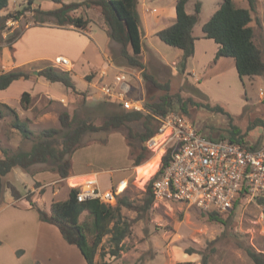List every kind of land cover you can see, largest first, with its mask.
Returning <instances> with one entry per match:
<instances>
[{
  "label": "rangeland",
  "instance_id": "obj_1",
  "mask_svg": "<svg viewBox=\"0 0 264 264\" xmlns=\"http://www.w3.org/2000/svg\"><path fill=\"white\" fill-rule=\"evenodd\" d=\"M142 1L139 0L138 12ZM146 1L151 7L150 11L154 12V6L159 8L170 5L175 0ZM197 1L199 0H189V13L194 11ZM200 1V20L195 25L197 34L202 33L203 23L212 16L221 2ZM234 1L238 6L249 7L248 0ZM52 5L55 6L52 0H35L30 6L27 0H10L8 9L0 12V47L3 49L7 46L3 55L0 53V71L5 70L6 66L9 67L13 61L34 62L21 67L30 74V78L15 82L11 89L5 92L6 100H11L12 107L19 108L21 117L23 114L24 118L30 119V127L35 132L50 127L60 128V114L63 110L68 111L74 120L86 118L101 125L108 113L121 109L118 104L107 101L109 98L103 94L101 88L103 82H114L112 79L117 71H112L108 79L97 78L98 81L93 85L88 81L90 78L85 79L82 76V71L85 72L90 66H96L98 70L104 66V52L109 54L121 70V63L124 64L120 60L122 46L118 42L113 44L112 38L95 24L93 27L96 32L91 36L98 43L93 40V44L88 43L84 54L78 52L75 37L81 35L80 33L51 26L54 24L52 21H35L36 8L46 9ZM18 11L23 13L19 14ZM10 14L13 16L6 18ZM252 14L254 19L251 25L255 26V41L262 49L264 58V0H257L256 10ZM38 16L43 17L40 14ZM141 34L144 45L141 59L144 67H130L135 69V74L142 77L140 90H143L145 95V105L158 102L168 94L173 106L170 110L186 113L205 134L215 137L229 136L230 131L237 127L245 134L249 143L264 142V126L257 125L260 120H264V74L240 78L234 67L223 62L227 61L225 59H229L228 57H221L220 62L216 64L212 62L206 65L210 60V42L204 46L207 52L203 59L200 62L195 60L191 64V74H187L186 70L180 72L177 59L181 53L180 49L166 44L158 36L149 37L144 20ZM150 49H157L165 56L164 63L167 66L157 61L155 53ZM57 56L70 58L78 67L73 74L76 90L67 88L61 82H50L39 74L45 65L68 70L55 64L54 58ZM84 58L89 59L90 66ZM175 69L177 73H174ZM151 79H156L162 85L168 84L169 88L157 86ZM128 82L131 83L129 79ZM21 90L31 94V103L27 109L21 105L22 94L18 96ZM217 106H222L232 116L229 117L217 109ZM0 109L4 112V117L0 118V157L3 155V148L22 147L29 150L34 142L33 138H23L21 133L10 125L13 116L1 105ZM128 128L133 132L141 131L143 125L141 121H135L130 123L129 127L118 130L87 132L82 138V147L73 155V164L78 171L102 172L100 181L104 187L111 185L118 188L124 181V186H120L124 188L121 189L120 196L129 197L140 209L138 212L134 209H123V213L132 221L131 233L123 241L120 256L114 258L107 254L106 260L110 264H202L203 255H207L208 264H255L246 247L264 255V205L260 201L261 198L240 200L234 209L222 213L224 222L212 220L208 213L195 206L175 201L155 200L149 208H140L147 197V186L159 171L164 155L162 156L163 151L157 145L149 146V141L141 143L139 139L131 137L138 150H142L145 145L147 154L140 165L134 166L125 137ZM51 168L50 163H39L31 166L29 170L17 167L13 176L6 178L5 182H14L26 199L29 196L33 200L30 186L39 187L41 184L35 180L33 174L40 170L50 171ZM112 175L114 181L111 182ZM81 180L83 179H80V182ZM63 185L64 183L59 184L60 192L57 198L64 199L67 196V189ZM48 191L49 194L44 197L47 203L39 202L38 206L42 209H45L51 200L52 193L50 189ZM12 202H15V198L10 189H7L0 206L9 204V209L0 214V223L3 221L5 224L6 219L9 221L4 225L7 229L0 237V245L3 244L8 252L10 247L23 242L22 229L32 226L33 219L39 217L37 208L20 209L11 206ZM15 203L29 205L27 200L21 203L19 199ZM81 218L89 220L86 213ZM109 248L110 243L106 237L100 249L106 252Z\"/></svg>",
  "mask_w": 264,
  "mask_h": 264
},
{
  "label": "trees",
  "instance_id": "obj_2",
  "mask_svg": "<svg viewBox=\"0 0 264 264\" xmlns=\"http://www.w3.org/2000/svg\"><path fill=\"white\" fill-rule=\"evenodd\" d=\"M52 1L55 4L53 8H36L34 10L37 13L35 15L36 22L52 21L59 27L74 25L86 29L91 23V19L83 15H75L74 12L84 5H97L108 25L109 36L122 46L120 60L131 67H144L141 59L143 53L141 19L137 8L139 0H83L70 3H66L65 0ZM9 2L10 0H0V12L8 9ZM34 2L35 0H27L29 6ZM188 2L189 0H176L177 16L175 22L157 33L163 42L182 50L183 54L179 61L180 72L186 70L188 59L195 54L196 37L193 31L200 20L202 10V2L199 0L195 2L194 11L189 13L187 11ZM248 3L249 7H241L234 0H221L216 11L202 26L204 36L214 39L219 44L215 59L220 57L234 58L240 78L264 74L263 51L255 41V28L251 25L254 19L252 13L256 10L257 0H248ZM18 12L19 14L23 13L22 11ZM38 14L43 15V17H39ZM9 16L13 15L10 14L6 18ZM129 46H131V50ZM1 52L2 47H0ZM39 74L50 82H61L67 88L76 90L72 70L45 65ZM21 78H30V74L21 67L1 72L0 91L7 89L14 81ZM87 78L91 79L92 77L89 75ZM151 80L157 86L169 88L168 84L162 85L156 79ZM170 99V96L166 94L160 101L147 104V111L126 109L121 102L108 99L107 101L118 104L117 106H120L121 109L108 113L101 125L86 118L74 120L68 111L63 110L60 114V128L50 127L38 132L31 129L29 118H22L15 107L0 102V105L13 116L11 127L18 130L23 138H33L34 140L29 150L22 147L2 149L3 155L0 157V204L7 189H10L15 199L22 197L14 182H5V179L13 173L14 168L20 167L23 170H29L35 164L50 163L52 167L50 171L57 173L61 178L69 177L73 169V155L82 147V138L87 132L118 130L129 127L132 122L141 121L143 125L141 131L133 132L128 128V134L125 136L130 147L133 165H140L147 157L146 147L143 146L144 151L140 148L138 150L131 137L139 139L141 143L149 141L157 132L158 124L155 115L171 111L173 106ZM30 103L31 94L24 91L21 96V105L27 109ZM216 108L225 112L229 117L232 116L222 106ZM180 113L187 116L186 113ZM1 117H4V112L0 109ZM258 124L264 126V120H260ZM197 130L211 139H227L231 142L248 145L253 149L261 145L249 143L245 134L237 127L230 131L229 136L221 135L220 137L205 134L198 127ZM169 159L170 152L163 156L162 165L148 184L147 197L144 205L140 208L147 209L155 202L152 190L153 182L168 165ZM79 191L80 187L71 188L68 197L64 200L53 201L49 211L39 207L29 196H27V200L33 208H37L40 220L56 225L63 238L81 250L88 264H110L105 258L106 255L110 254L114 258H118L121 254L123 241L130 235L132 229V221L123 213V209H134L137 212L140 209L127 196H119L115 205L103 203L98 199L79 201L77 199ZM260 198L264 205V197ZM239 201L240 199L234 207L238 205ZM84 213L87 214L89 220H82L81 216ZM208 215L212 220L224 222L221 217L222 213L209 212ZM106 237L110 243V248L108 251L102 252L100 246ZM246 251L255 264H264L262 253L256 252L250 247H246ZM22 252L23 250L17 251L19 255ZM208 262V256L203 255L202 264H208Z\"/></svg>",
  "mask_w": 264,
  "mask_h": 264
},
{
  "label": "built area",
  "instance_id": "obj_3",
  "mask_svg": "<svg viewBox=\"0 0 264 264\" xmlns=\"http://www.w3.org/2000/svg\"><path fill=\"white\" fill-rule=\"evenodd\" d=\"M54 62L72 67L64 56H57ZM132 73L119 70L114 83H103L102 92L126 109L147 111L144 100L129 98L128 75ZM155 118L157 132L148 145L160 147L162 156L170 152L168 165L153 182L155 200L188 204L206 213H226L239 199L264 197V142L253 149L227 139H211L197 130L191 118L176 111ZM120 192V186L102 189L89 182L80 187L77 199L115 205Z\"/></svg>",
  "mask_w": 264,
  "mask_h": 264
},
{
  "label": "crops",
  "instance_id": "obj_4",
  "mask_svg": "<svg viewBox=\"0 0 264 264\" xmlns=\"http://www.w3.org/2000/svg\"><path fill=\"white\" fill-rule=\"evenodd\" d=\"M73 1H83V0H65L66 3H70ZM53 7L54 6L52 5L46 9H50ZM150 8L151 7H150L149 3L146 0H143L142 4H141V9H140L141 14L139 12V15H140V19H141V25H142L143 20H144V23H145L146 28H147V35H149V37H155V36H157V33L159 30L166 28L175 22L176 16H177L176 0L174 1L173 4H170V5H165V6H162L159 8L154 6V8H155L154 12L155 13L151 12ZM217 8H215L214 12L216 11ZM74 14L75 15H83L86 18H90L91 23L89 24V26L86 29L78 28L74 25H70L67 27L66 26L65 27H59L56 24H53L51 26H54V27L59 28V29H72V30H75L76 32L80 33L81 35H77L75 37L76 45H77L76 47H77L78 52L84 54V50L88 46V43L93 44V40L98 43V41L95 38H93V36H91L96 32V29L93 26L95 24L99 25L101 30L104 31L105 34H108V25L106 24L102 14H101L100 7L97 5H90V6L84 5L79 10H76L74 12ZM263 24H264V22H263ZM34 26H38V25H34ZM48 26H50V25H48ZM30 28H31V26H30ZM254 28H255V26H254ZM193 34L196 37L195 54L188 59L187 68H186L187 74H191L192 71L190 70V66H191V64H193V62L195 60H198L200 62L203 59V55L207 52L206 48L204 47L205 44H207V42H210L212 44V48H211V54L209 57L210 60H209L208 64H206V65H210L212 62H214V64H216L218 61L220 62V58H221L220 57L218 59H215L217 51L219 49V44L214 39L206 38L203 34V31H202V33H198V34L195 33V27H194ZM83 36H85L86 39ZM108 36H109V34H108ZM111 40H112L111 42H113V44L117 43L113 39H111ZM142 41H143V36H142ZM16 43H17V41L15 42V44ZM111 44L112 43H110V45ZM5 47H7V46H5ZM5 47L2 49L1 55H3ZM143 50H144V45H143ZM150 50H153V52L155 53V54L154 53L153 54H154L157 61H159L160 63L167 66V64L164 63L165 56L160 54V52L157 49H150ZM182 54L183 53L181 50V53L178 54V58H177L178 62L180 61ZM102 56L104 57V66H101V68L99 70L95 68L96 66L91 67L89 64L90 63L89 59L84 58V60L88 62V65L90 66V68L87 69L85 72L82 71V73H83L82 76L86 79L87 76L91 75L92 76L91 80H88V79L87 80L92 85L98 81L97 78L99 79L100 77H103L104 79H108V77L110 76V73L112 71L116 70L117 72L115 71L116 73L114 74V79H115V75L120 70L118 68L117 64L114 63L113 59L109 56L108 53L104 52ZM64 57H66V56H64ZM224 58H227V57H224ZM228 58L229 59H225L227 61H223V62L230 65L231 67H234L237 70L235 59L232 57H228ZM11 63L12 64H9V67L6 66L5 70H1L0 73L12 70L14 68L23 67L25 65H28V64L34 63V62L25 63V62L13 61ZM77 68L78 67L75 65V63L72 62V67H71V69H68V70L73 69V73H74L75 71L78 70ZM122 70H129V71L133 72L128 77V79L131 82L130 83L131 91L129 93V98L144 100L145 95L143 94V90H140L142 87V84H143L141 75L135 74V72H134L135 69H132L130 66H125L124 64L121 63V71ZM174 73H177V69L174 70ZM114 79H112V80L115 81ZM24 80H29V79L21 78L19 80L14 81L11 84V86L8 87L7 89L1 90L0 91V101L2 103H7V104L13 106V104H11L12 103L11 100H6L7 98L5 97L6 96L5 92L10 90L11 87L13 86V84H15V82H22ZM108 83L112 84V82H108ZM22 93H23V91L21 90L19 92L18 96L21 95ZM15 108L19 111V108L17 106ZM22 117L24 118L23 114H22ZM40 164H42V163H40ZM14 169H13V172H14ZM13 174L14 173H12L11 176H13ZM101 174H102V172H100V171H83V170L78 171L74 164H73L72 174H71V176H69L67 178H61L57 173L49 171V170H40V172L33 174V176H34V178L36 177L35 180L40 181L41 184L39 185V187H35L34 185L30 186V187H32V191H33L34 203L39 205V202L41 201V202L46 204L47 200L44 197L49 194V191H48L49 189L51 190L52 194H50L51 200H50L49 204L45 207L46 211L50 210V207H51V204L53 203V201L66 199L69 195L71 188H73V187L87 186V183L94 182L97 184V186L101 187L102 189L111 188L112 187L111 185H109L108 187H104L103 185H101V181H100V175ZM80 179H83V180H81V182H80ZM110 179H111V182L114 181L113 175L110 176ZM122 182H124V181H122ZM61 183H64L63 187L67 189V196L64 199L57 198L59 196L58 194L60 192L58 187H59V184H61ZM42 189H43V192H41ZM121 189H124V188H121ZM18 200L19 199H15V202ZM26 200L27 199L25 198V195H22V197L20 198V202L25 203ZM27 201L29 202V200H27ZM15 202H12L11 206L18 207L20 209H25V210H33L34 209L31 206L30 202H29V205L26 204V206L17 205ZM8 209H9V204H5V205L0 206V214L7 212ZM7 220L8 219H6L5 224H7ZM5 224H3V221L0 223V228H1L0 237L3 233V231H5L7 229V227L4 228ZM22 231H23L22 233L24 235L22 237L23 242H21L20 244H17L16 246L10 247L9 252H8V250L5 249L3 244L0 245V257H1L0 264H34L36 262L38 264H88L83 253L81 252V250L76 245L68 243L63 238L59 228L56 225L42 221L38 217V219H36V218L33 219L32 226H30V225L26 226L22 229ZM7 232L8 231H6V233ZM18 250H23L22 254L19 255L17 253Z\"/></svg>",
  "mask_w": 264,
  "mask_h": 264
},
{
  "label": "bare ground",
  "instance_id": "obj_5",
  "mask_svg": "<svg viewBox=\"0 0 264 264\" xmlns=\"http://www.w3.org/2000/svg\"><path fill=\"white\" fill-rule=\"evenodd\" d=\"M160 154H162V151H161V153H160ZM124 184H125V182H122L120 186H121V187H123V186H124ZM121 191H122V190H121Z\"/></svg>",
  "mask_w": 264,
  "mask_h": 264
}]
</instances>
